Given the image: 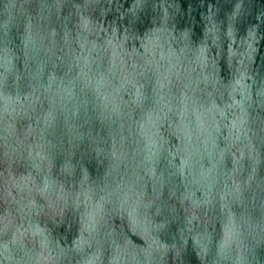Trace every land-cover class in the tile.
<instances>
[{
	"label": "water",
	"instance_id": "obj_1",
	"mask_svg": "<svg viewBox=\"0 0 264 264\" xmlns=\"http://www.w3.org/2000/svg\"><path fill=\"white\" fill-rule=\"evenodd\" d=\"M0 264H264V0H64L0 168Z\"/></svg>",
	"mask_w": 264,
	"mask_h": 264
}]
</instances>
